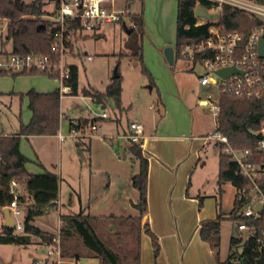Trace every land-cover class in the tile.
<instances>
[{
    "label": "crops",
    "instance_id": "obj_1",
    "mask_svg": "<svg viewBox=\"0 0 264 264\" xmlns=\"http://www.w3.org/2000/svg\"><path fill=\"white\" fill-rule=\"evenodd\" d=\"M128 7H132V3H129ZM128 12L132 11L128 10ZM168 43L162 39L149 42L143 38L142 41L143 61L159 88L157 90L158 99L151 105L154 113L132 111L131 104L126 106L124 103L122 112L119 111L118 114L115 112V118L107 117L105 120L108 122L104 123L92 136H89L88 139H79L77 142V145H84L89 153L88 168L85 167L83 171L84 185L80 189V192L83 190V195L78 194L77 200L70 193L72 190L75 191L73 184L69 183L68 180L62 183L63 164L58 173L55 169V163L47 162L40 157L39 153L41 152H36L38 159L35 165L30 167L28 165L29 157L23 152L21 144L20 150L28 158L26 167L30 173H43L49 170L59 175V198L56 206L49 207L50 209L59 210V215L84 210L96 217L97 219L95 218L93 224L99 235L102 237L103 234L110 241L105 240L107 243L113 245V242L121 239L122 243L118 241L116 247L113 245L115 250H121L125 242L133 239L135 241V246H133L139 247L140 251L138 264H218L215 249L200 236V227L204 222L217 218L219 191L211 198L205 197L201 194V188L194 180L202 159L200 152L205 144L210 141L208 136L212 132L201 134L202 131H206L202 129L203 123L193 112V103H190V99L184 94L185 86L182 79H177L176 71H173L165 57L164 49ZM0 45V53L11 52L12 44L10 51H7L4 43L1 42ZM187 66L194 69V66L188 62ZM18 81L14 84L13 90H10L12 84L9 82V86L3 89L7 92L1 91L0 88V93L20 94L31 89L38 92H51L60 86L36 76L18 78ZM153 89L154 86L151 87V90ZM123 92L124 87L122 99ZM104 107L106 104L102 103V108ZM128 108L130 109L128 110ZM127 110L131 116L124 126L122 113ZM128 112L126 113L128 114ZM61 113L63 118L67 117V114L62 110ZM82 117L85 116L78 118ZM31 118L32 111L24 123H28ZM69 119L74 118L70 117ZM132 121H139L144 125L143 151L149 159L148 206L140 221L134 220L141 215L140 210L135 206L139 199V191L130 180L134 167L127 151L132 144L127 138L130 131L129 124ZM19 129L6 131L4 128H0V133L15 134ZM23 137L27 139L50 137L55 142H59L60 145L62 144L58 133L22 136L21 138ZM68 173L71 175L70 171ZM18 188L21 186L19 185ZM64 189L69 192V199L65 194L68 203L64 202L62 198ZM201 197L202 204H200ZM235 197L236 194L234 199ZM233 204L225 215H228L232 210ZM63 206L66 210L63 209ZM110 215L115 217L105 218ZM0 217L2 230L5 226V217L1 209ZM60 221L61 228L63 225L61 218ZM117 223L120 224L119 227L115 226ZM121 223L124 226H121ZM146 223L158 237L160 254L157 258L154 256L152 238L145 231L144 225ZM36 240L39 243L47 244L49 250V242H42L39 238ZM71 240L63 244L64 248L70 252V256H65L63 260L70 259L74 263V259L78 258L77 249L71 247ZM83 252L89 254L90 252L84 247L80 249V259L85 262L84 259L88 257H84ZM47 256L48 252L44 259Z\"/></svg>",
    "mask_w": 264,
    "mask_h": 264
},
{
    "label": "trees",
    "instance_id": "obj_2",
    "mask_svg": "<svg viewBox=\"0 0 264 264\" xmlns=\"http://www.w3.org/2000/svg\"><path fill=\"white\" fill-rule=\"evenodd\" d=\"M264 4V0H257ZM23 4L22 8L20 3ZM200 3L210 7L206 0H178L176 46L177 50L187 43H195L208 37L211 22L198 24L200 17L195 15V7ZM44 0H34L25 3L22 0H0V18L7 19L6 39L12 42L11 53H50L52 41L48 29ZM132 25L127 27L132 31L127 42L132 55L141 62L142 70L148 74L152 84L154 79L144 65L142 41L145 35L144 6L139 12H129ZM219 23L229 30L237 29L248 35L252 28L260 24V20L248 17L247 13L237 7L224 5L219 13ZM99 36V34H95ZM9 53V52H8ZM71 77L67 80L72 90L70 94H78V66L73 64ZM6 72L7 71H0ZM10 73V72H8ZM37 71L11 72L13 76L23 74H38ZM85 95L96 97L98 102L106 104L109 99L115 101L116 107L122 109V76L113 77V81L105 91L83 89ZM29 98V108L32 118L28 123L22 122L20 129L15 134L0 133V209L10 204L14 199L11 191V181L16 179L21 188L16 187L19 204L27 209L24 219V230L17 233L15 227L3 226L0 231V243H14L29 245L36 238L42 242H51L56 233L48 232L33 223L36 216L44 213L46 207H55L59 198V175L46 170L43 173H30L26 163L28 158L20 150L22 136L52 135L57 134L61 124V93L60 88L51 92H38L34 89L26 93H20ZM159 102V101H158ZM159 104V103H158ZM219 113L216 118V130L226 134L230 144L237 149L254 148L255 141L259 138L254 131L261 127L264 121V99L246 98L235 95L221 94L219 99ZM80 125H88L89 122L97 121L98 118H78ZM219 173H218V215L215 220L204 222L200 227V236L208 241L215 249L218 264H260L257 259L264 255V251L258 248V239L264 235V210L257 219L245 218L250 224L257 226L255 235H249L246 240L239 236L230 239V252L225 259L220 253L222 221L226 218L239 221V209L246 203V199H234L232 210L225 215L222 209L221 197L224 192L222 185L225 182L232 183L236 188L245 186L247 180L239 173L237 165L231 161V155L224 152V145H219ZM130 160L134 167L131 175L132 185L139 191V199L135 206L141 215L134 218L141 220V216L147 210L149 159L144 154L143 142H133L128 148ZM256 159H264V153H259ZM263 186H264V182ZM202 204V197L200 198ZM110 215L105 218H114ZM63 222L61 226L62 242L76 238L78 245L77 256L81 248H86L90 253L98 256L101 264H123L121 254L112 248L97 232L93 222L96 217L91 216L84 210L77 213L60 214ZM133 218V217H130ZM97 219V218H96ZM145 231L151 236L154 246V256L160 254V244L157 235L151 230L148 223L144 225ZM243 248L240 252L239 248ZM79 251V252H78ZM139 247L135 254V262L139 263Z\"/></svg>",
    "mask_w": 264,
    "mask_h": 264
},
{
    "label": "rangeland",
    "instance_id": "obj_3",
    "mask_svg": "<svg viewBox=\"0 0 264 264\" xmlns=\"http://www.w3.org/2000/svg\"><path fill=\"white\" fill-rule=\"evenodd\" d=\"M25 3H30L34 0H22ZM46 11L53 10L54 5L50 0H44ZM132 3V7H128V4ZM144 6V19H145V35L146 41H168L167 46H176V28H177V14L178 5L177 0H117V8L120 10L128 9L132 12L141 11ZM249 17V16H248ZM125 23V24H124ZM6 20L0 22V43H4L7 51H10L12 42L6 39ZM127 27L132 25L130 16H125L124 21L116 22L106 25L103 32L99 36H95L93 33H86L82 38H79L75 43L74 54L68 56V61L78 66V94H62L61 97V110L67 114L61 120L60 128L58 132L67 135V138L59 142H55L50 137H38L27 139L21 138L20 144L23 152L29 157L28 165L31 167L35 165L38 159L36 152L40 157L47 162H53L56 164L55 169L58 171L63 164V181L66 180L72 183L75 191L70 192L74 199L77 200L78 194L83 195V190L80 189L84 185L83 171L88 168L89 153L84 145H77L79 139H88L96 131L87 129L84 133L79 131L71 136V130L69 127L70 117L78 118L85 116L92 118L93 116L100 114L106 110L109 117L115 118V112L118 114L122 112L116 107L115 101L109 99L106 102V107L102 108V103L93 100V96L85 95L83 89H93L98 91H105L108 85L111 84L114 77V70L118 67V72L122 76V86L124 87L122 105L125 103L127 106L131 104L132 111H141L143 113H154L151 105L158 99V86L152 84L147 73L142 70V64L135 56L132 55L131 50L127 46L129 41ZM1 46V45H0ZM166 46V47H167ZM90 57V58H89ZM144 65H146L144 63ZM173 71H176V77L178 80L182 79L184 83V94L190 99V103H193L194 113L196 117L203 123L201 134L207 132H213L215 130V116L209 110L208 105H204L202 99H206L210 94L212 100H216L218 92L214 84H201L199 81L200 75L207 72V69L201 65L196 64L194 69H190L187 66V61L177 55L172 64H169ZM147 67V65L145 66ZM178 71V73H177ZM26 76H36L43 78L44 80L54 82L57 86L61 85L60 79L56 76H50L44 73L38 74H23L13 76L11 73H0V88L1 91L7 88L11 83L10 90H13L14 84L18 81V78ZM213 79H216V75H212ZM184 79V80H183ZM10 82V83H9ZM156 85V86H155ZM154 89L151 90V87ZM0 91V92H1ZM7 92V91H3ZM22 96L19 93H0V128H4L6 131H14L20 128L22 122H26L31 109L29 108L28 97ZM156 102V101H155ZM130 108H128L129 110ZM128 110L126 112H128ZM125 111L122 113V123L126 126L128 118L131 116ZM156 113V112H155ZM107 118L99 119L98 124L103 126L107 123ZM102 120V121H101ZM112 122V121H111ZM115 123V122H114ZM100 133V132H99ZM107 141V140H106ZM124 141V140H123ZM127 143V142H125ZM202 159L200 161L197 172L195 173L194 180L196 184L201 188V194L205 197L211 198L218 191V173H219V153L220 148L215 141L210 140L207 142L200 152ZM205 162V163H204ZM70 171L71 175H69ZM73 174V175H72ZM64 185V184H63ZM224 192L222 194L221 203L223 205V212L227 213L229 207L232 206L234 195L237 194V189L230 182H225L222 185ZM66 189V188H65ZM62 193L63 201L68 203L69 192ZM67 199H66V196ZM78 203V202H77ZM63 209L66 210L65 206ZM79 210V209H76ZM27 209L24 207L22 213L15 217V221L24 223ZM65 212V211H64ZM33 223L45 231L57 233L60 230V215L59 210L50 209L46 207L44 213L34 218ZM119 227L120 224H115ZM121 226L124 224L121 223ZM2 228V219L0 217V230ZM17 233H22V229L15 230ZM241 235L244 240L248 238V232L240 230L238 223L234 219L226 218L222 221L221 227V247L220 253L222 259H225L230 252V239L232 236ZM102 237L107 242H110L107 237L102 234ZM128 239V237H127ZM71 247L78 249L76 238H72ZM119 243L121 239H118ZM113 242L116 247L117 242ZM112 248L113 245L108 243ZM135 241L125 242L124 247L118 252L123 257V264H137L135 262V254L137 247H134ZM134 245V246H133ZM116 249V248H114ZM48 252V245L39 243L35 240L29 245H19L14 243H0V264H36V260H43ZM83 252L86 264H101V260L93 253ZM55 257V255H52ZM78 258L81 255L77 256ZM61 264H74L70 259L63 260Z\"/></svg>",
    "mask_w": 264,
    "mask_h": 264
},
{
    "label": "built area",
    "instance_id": "obj_4",
    "mask_svg": "<svg viewBox=\"0 0 264 264\" xmlns=\"http://www.w3.org/2000/svg\"><path fill=\"white\" fill-rule=\"evenodd\" d=\"M210 7L209 12L217 13L215 19L201 18L198 24L210 21V33L208 37L195 43H187L177 50L180 57L190 65H203L207 72L200 75L201 84H214L217 88V98L212 100L209 94L202 104L208 105L209 110L215 116L219 113L220 95L225 93L246 98L264 99V57L259 55V38L264 37V4L257 0H206ZM54 5L53 10L46 11L44 17L48 22V29L52 41L50 53H0V71L22 72L37 71L39 73L56 76L60 79V93L70 94L71 86L67 80L71 77L72 65L68 56L74 54L75 43L86 33L99 34L106 25L122 22L128 16V10L117 8L116 0H50ZM224 5L237 7L244 10L252 19L260 20V24L254 26L248 35L237 29L229 30L219 23V13ZM2 20L7 19H1ZM90 58V57H89ZM236 66L243 73L237 72L229 77H221L215 71L217 69ZM216 75L213 79L212 75ZM93 100L97 101L96 97ZM109 117L106 110L92 118L104 119ZM63 118V115H62ZM101 126L98 120L89 122L88 125H80L78 119L70 120L71 136L87 129L97 131ZM127 138L133 142L142 141L144 125L139 121L129 124ZM259 138L254 143V148H234L226 134L214 130L208 138L218 145H224V152L231 155L239 173L247 180L242 188H236L239 199H246V203L239 209L238 215L242 217L237 221L238 228L245 230L249 235H255L257 226L248 224L244 219L261 217L264 210V159H256L257 154L264 153V121L261 127L254 131ZM61 141L67 135L58 132ZM19 183L16 179L11 181V191L14 199L10 204L1 208L9 207L12 217L22 213L23 207L17 200L16 187ZM260 203L262 209L257 208ZM15 229H23V223L15 221ZM258 248L264 251V235L258 239ZM55 255V257H52ZM65 256L70 252L64 248L61 229L49 243L48 256L46 259L37 260L36 264H61ZM74 264H86L80 258L74 259Z\"/></svg>",
    "mask_w": 264,
    "mask_h": 264
},
{
    "label": "water",
    "instance_id": "obj_5",
    "mask_svg": "<svg viewBox=\"0 0 264 264\" xmlns=\"http://www.w3.org/2000/svg\"><path fill=\"white\" fill-rule=\"evenodd\" d=\"M20 3V7L22 8L23 4L21 2ZM195 15L197 17L200 18H206V19H215L218 17L217 13H211L208 11V9L203 6L202 4L198 3L195 7ZM126 30L128 31V33H131L132 29L131 28H127V26L125 25ZM164 54L165 57L167 59V61L172 64L174 62L175 59V55H174V47L172 46H167L164 49ZM259 55L264 57V37L261 36L259 38ZM218 75H220L221 77H229L237 72L243 73V71L239 70L236 66H228V67H223L220 69H217L215 71ZM119 75L118 72V67L115 68L114 70V77H117ZM257 208L262 209V205L260 203L256 204ZM3 215L5 217V221H4V225L8 226V227H14L15 225V220L11 215L10 209L9 207H5L3 209ZM240 252L243 251V248H239ZM257 262L260 264H264V255H261L258 259Z\"/></svg>",
    "mask_w": 264,
    "mask_h": 264
}]
</instances>
